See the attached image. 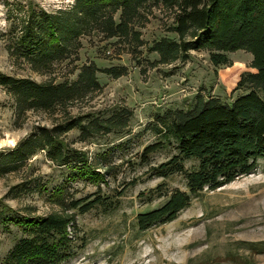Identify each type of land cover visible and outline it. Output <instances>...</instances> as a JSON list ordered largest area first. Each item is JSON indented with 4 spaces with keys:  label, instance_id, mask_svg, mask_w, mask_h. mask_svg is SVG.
Masks as SVG:
<instances>
[{
    "label": "rangeland",
    "instance_id": "rangeland-1",
    "mask_svg": "<svg viewBox=\"0 0 264 264\" xmlns=\"http://www.w3.org/2000/svg\"><path fill=\"white\" fill-rule=\"evenodd\" d=\"M74 0H0V73L28 77L37 82L74 80L77 68L94 62L100 87L81 100L54 111L31 110L16 119L13 98L0 86V152L14 148L34 126H52L68 117L107 118L125 113L127 124L82 140L80 130L63 135L72 148L83 151L87 166L100 177H82L74 165H56L43 151L19 170L0 177V264L14 243L24 235L14 218L59 212L74 214V256L64 264H264V158L254 172L239 176L215 190H204L176 219L140 230L136 215L163 204L168 194L186 190L182 173L154 175L153 168L177 154L172 140L156 133L154 118L167 109L190 108L197 94L230 102L243 89H236L239 76L251 72V54L229 53L230 66L214 67L205 50H190L185 60L156 64L158 55L149 50L163 36L176 38L171 30L175 9L148 3L136 25V41L107 38L99 30L81 37L77 54L53 66L47 73L34 71L7 50L5 32L14 11L34 5L48 11L65 8ZM125 67L114 78L100 70ZM125 110V111H124ZM20 124V126L18 125ZM163 147L142 157L143 149L164 141ZM195 159L185 160L192 169ZM95 197L104 202L86 212L60 207L52 198Z\"/></svg>",
    "mask_w": 264,
    "mask_h": 264
},
{
    "label": "trees",
    "instance_id": "trees-1",
    "mask_svg": "<svg viewBox=\"0 0 264 264\" xmlns=\"http://www.w3.org/2000/svg\"><path fill=\"white\" fill-rule=\"evenodd\" d=\"M174 8L176 38L163 36L149 50L158 55L156 64L185 60L190 50H205L210 63L218 68L230 66L229 53L244 50L252 55L254 72L242 73L236 89H243L230 102L218 97L197 94L188 109H167L154 118L156 133L172 140L177 154L154 167V175L167 177L182 173L186 190L174 189L160 206L136 215L140 230L156 223L177 218L204 190H215L239 176L248 175L264 158V0H74L65 8L48 11L34 5L14 11L5 32L8 52L29 64L36 72H50L54 65L77 54L81 37L99 30L107 38L136 41L141 45L136 25L148 4ZM94 62L77 68L74 80L37 82L28 77L0 73V86L13 98L16 119L31 110L54 111L78 101L100 87ZM114 78L125 67L110 66L100 70ZM125 111V110H124ZM125 113L107 118L68 117L52 126L37 125L12 149L0 152V177L19 170L34 155L43 151L56 165L72 164L82 177L98 178V172L87 166L86 154L70 147L63 135L80 130L82 140L106 133L127 124ZM20 126V124H18ZM164 141L147 145L142 157L163 147ZM195 159L192 169L185 160ZM60 207L86 212L104 202L95 197L86 203L80 199L52 197ZM21 224V236L5 255L1 264H64L71 250L75 215L59 212L44 216L14 218ZM7 220L0 213V221Z\"/></svg>",
    "mask_w": 264,
    "mask_h": 264
},
{
    "label": "crops",
    "instance_id": "crops-1",
    "mask_svg": "<svg viewBox=\"0 0 264 264\" xmlns=\"http://www.w3.org/2000/svg\"><path fill=\"white\" fill-rule=\"evenodd\" d=\"M251 58H252V56H251ZM255 70V69H254ZM251 72H254L253 70L251 71ZM240 77V76H239ZM239 79V78H238ZM238 81V80H237Z\"/></svg>",
    "mask_w": 264,
    "mask_h": 264
}]
</instances>
